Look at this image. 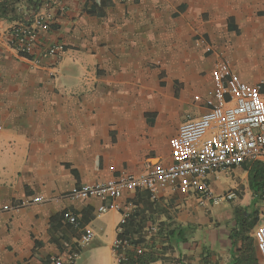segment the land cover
Instances as JSON below:
<instances>
[{
    "label": "crops",
    "instance_id": "0c3cea01",
    "mask_svg": "<svg viewBox=\"0 0 264 264\" xmlns=\"http://www.w3.org/2000/svg\"><path fill=\"white\" fill-rule=\"evenodd\" d=\"M38 12L53 18L35 45L39 64L9 45L19 19L0 20V204L44 199L0 211V264H44L73 250L79 251L74 264H116L122 211L99 213L98 197L62 196L76 185L172 163L165 140L208 110L219 58L244 82L264 81V0H45ZM53 42L65 44L62 55L44 53ZM245 54L257 58L255 77L239 68ZM166 66L176 70L162 79ZM238 169L221 172L212 184L216 193L238 192L232 206L245 202L240 183L230 178ZM248 188L246 207L254 198ZM148 195L125 192L118 203L137 207L146 242L158 252L170 230L185 229L178 249L167 246L161 255L162 264L231 263L242 243L231 236L236 220L224 205L201 207L179 191L156 200ZM255 208L264 211L263 201ZM67 210L78 227L63 218ZM88 228L94 236L82 246ZM255 248L264 264L256 240Z\"/></svg>",
    "mask_w": 264,
    "mask_h": 264
},
{
    "label": "built area",
    "instance_id": "2783aa9c",
    "mask_svg": "<svg viewBox=\"0 0 264 264\" xmlns=\"http://www.w3.org/2000/svg\"><path fill=\"white\" fill-rule=\"evenodd\" d=\"M15 1L0 0V4ZM23 17L25 19L20 20L10 31L9 45L20 58L31 59L39 64L40 58L34 56L35 45L41 32L51 30L52 15L49 12H38L32 18H28L26 13ZM65 50L64 43L53 42L43 51L49 56H60ZM212 79L213 87L206 100L208 110L197 119H187L181 124L177 135L165 140L171 149L172 163H157L141 175L122 173L108 181L76 185L62 198L74 200L98 197L103 201L98 208L99 213L122 211L118 233L123 231L122 225L133 210L132 203L124 209L118 203L125 192L146 190L151 199L156 200L163 192L179 191L192 196L201 207L218 206L236 200V190L216 193L212 184L225 170L255 161L264 162V81L255 85L244 82L223 58L215 63ZM43 200V197L36 196L30 201L0 204V211L16 210ZM64 219L79 226L77 217L68 210L64 213ZM253 235L264 260V220L256 226ZM93 236L92 229H85L80 244L88 245ZM133 248L138 254L145 250L144 246L134 247L129 240L117 238L113 247L116 264H125L128 260L127 251ZM78 256L79 251L73 250L66 258L53 257L49 263L74 264Z\"/></svg>",
    "mask_w": 264,
    "mask_h": 264
},
{
    "label": "trees",
    "instance_id": "16d2710c",
    "mask_svg": "<svg viewBox=\"0 0 264 264\" xmlns=\"http://www.w3.org/2000/svg\"><path fill=\"white\" fill-rule=\"evenodd\" d=\"M22 1L25 4H22ZM44 2L45 0H17L11 3H2L0 4V20L9 18L19 19L20 21L25 19L23 17L25 13L28 18H32L40 11ZM243 167L248 172L249 185L253 191L254 198L249 207H245L244 209L240 207L235 211L236 226L231 236L241 241L242 244L240 250L234 253L230 264H261L260 257L255 248V239L251 235V231L258 222L259 208H255L251 214L247 209H252L253 206L256 207L257 203L264 200V162L255 161L246 163ZM148 197L151 199L150 193ZM137 218H139L138 209L137 207H133L126 223L122 225L123 231L118 233V239L129 240L134 247L139 245L144 246L145 250L142 254H138L135 248L129 249L127 251L128 260L125 264H162L160 258L168 250L167 246L177 250L180 240L185 239V229L178 226L168 232V244L158 252L155 249V245H150L146 242L145 229L147 223L143 219L142 221H137ZM44 264H49V260Z\"/></svg>",
    "mask_w": 264,
    "mask_h": 264
},
{
    "label": "rangeland",
    "instance_id": "374dc122",
    "mask_svg": "<svg viewBox=\"0 0 264 264\" xmlns=\"http://www.w3.org/2000/svg\"><path fill=\"white\" fill-rule=\"evenodd\" d=\"M195 44V42H194ZM196 45V44H195ZM194 45V53L197 52L196 49H198L196 46ZM196 48V49H195ZM199 50V49H198ZM209 51V50H208ZM197 56L194 54V57ZM257 58L254 57L253 54H248V55H244L243 60L240 62L241 67H239L242 71H244L249 77H255L257 74H260V70L257 64ZM161 76L162 79H167L170 75H172L173 71L176 70L175 67H171V66H166V67H161ZM166 84H164L162 82V87L165 86ZM180 87L179 84H177V87ZM232 179H234L235 181H237L238 183H240V197L241 199H243L245 202H242L241 204H239V202H237L236 204H232L230 202H227L225 204H223V209L227 211V214H231L232 213V218L230 219L231 222H234L235 219V213H234V208L235 207H241V208H245L246 205L245 203H248L251 199L250 196V191L248 188V183H249V179H248V175L247 172L245 171L244 167H239L238 171L232 172V176L230 177ZM239 201V200H238ZM235 203V202H234ZM261 204V203H260ZM262 209V208H261ZM260 209V212H258V222L256 223V226L262 222L264 220V211H262ZM255 210V207L253 206V208H248L247 211L251 212ZM255 215V214H254ZM220 225V224H218ZM256 226L253 228V230L251 231V235L253 236L254 231Z\"/></svg>",
    "mask_w": 264,
    "mask_h": 264
}]
</instances>
